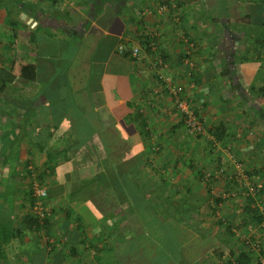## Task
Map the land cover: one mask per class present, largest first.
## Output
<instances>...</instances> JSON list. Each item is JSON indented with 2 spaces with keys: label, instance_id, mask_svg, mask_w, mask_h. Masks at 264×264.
<instances>
[{
  "label": "crops",
  "instance_id": "1",
  "mask_svg": "<svg viewBox=\"0 0 264 264\" xmlns=\"http://www.w3.org/2000/svg\"><path fill=\"white\" fill-rule=\"evenodd\" d=\"M170 1L0 0V68L15 59L12 22L29 26L39 48L35 82L0 84V150L29 151L2 162L46 188L49 212L38 228L27 221L36 199L30 185L28 206L11 220L9 246L19 253L6 243L0 262L118 264L115 250L132 232L121 180L141 168L142 183L173 196L179 189L178 198L199 208L195 232L211 230L203 223L214 215L232 224L236 253L253 243L238 230L254 218L262 252L249 264H264V109L255 102L264 79V0ZM160 6L168 12L159 15ZM122 45L139 48L141 61L120 54ZM169 86L183 88L206 137L185 134ZM143 121L159 135L161 154L150 153ZM48 165L66 171L42 183L38 173ZM224 252L198 260L228 264L232 253Z\"/></svg>",
  "mask_w": 264,
  "mask_h": 264
},
{
  "label": "trees",
  "instance_id": "2",
  "mask_svg": "<svg viewBox=\"0 0 264 264\" xmlns=\"http://www.w3.org/2000/svg\"><path fill=\"white\" fill-rule=\"evenodd\" d=\"M232 25L234 29H237V24ZM11 27L12 43L16 47V54L10 70L0 68V84L2 85L1 89L4 90L11 86L17 78H23L33 82L37 80V64L39 60L37 35L23 22H12ZM124 55L132 59L128 53ZM257 90L258 96L255 102L257 107L264 109V79L262 85ZM194 111L196 116L200 118L198 112L195 109ZM139 114L143 115L142 112ZM179 120V124L183 125V120L181 118ZM142 136L151 154L158 155L162 153L160 141L153 142L152 138L157 136L159 140L161 139L158 134L153 132V129H149L148 121H145V123L144 121L142 122ZM203 137L206 136L190 138ZM154 143L158 150L155 149ZM105 153L108 154L109 150H106ZM7 162L9 161L7 160ZM190 168L192 172L198 171L195 166H191ZM59 170L60 168L57 166L48 165L42 171H36L39 172L38 178L43 183L45 178L57 174ZM141 170V168H136L133 172H127L128 174L121 180V186H123L127 193L126 202L128 206L126 211L129 212L127 219L132 226V232L131 237L117 246L115 250L118 264H203V261L198 260L204 257L203 254L212 251L218 253L219 257H223L225 255L224 251L227 249L231 250L232 253V259L228 264H249L251 254L256 251L259 253L262 252L261 244L253 241L256 237L252 234V229L257 227L254 218H246L243 224L245 229L243 231L250 233V237L247 239H250L253 243H249L250 245L245 244V246L238 248L239 253H236V250H233L234 248L230 245V240L236 237L232 224L227 223V220L219 218L218 223L220 228L224 229L223 232L227 233L228 237L223 234L220 235L221 232L218 235L211 231L203 230V227L199 230L196 229L195 232L194 228L197 227H194L196 225L194 224L196 222L194 219L201 216L198 212L199 208L189 203L187 198L181 196L178 198L177 194L181 193L179 189L177 190L179 192L173 196V194H166V190L163 192L162 189L164 188L160 189V185L142 183V179L138 176L141 175ZM64 171L60 170V175H63ZM32 173L33 169L28 171V174ZM198 174L200 178L205 175L202 170ZM30 185L33 189L32 183ZM31 186L29 193L32 197ZM261 192H264V189ZM252 199L250 197L251 201ZM176 200L177 203L174 205ZM35 201L36 199H33L31 208H33ZM185 208L191 209L192 212L185 213ZM252 211L253 209L249 208L248 215H253ZM213 212L216 211L213 209ZM120 214H122V217L125 216L123 209ZM254 215L258 217L257 214ZM258 218H260L258 224H261L262 217ZM27 221L38 228L41 226L39 223H43V221L44 224H47L49 218L38 220L29 215ZM12 225L11 220L3 221L0 218V257H2V245L11 239ZM219 243L223 244V247L219 246ZM246 247H248V250L245 249Z\"/></svg>",
  "mask_w": 264,
  "mask_h": 264
},
{
  "label": "rangeland",
  "instance_id": "3",
  "mask_svg": "<svg viewBox=\"0 0 264 264\" xmlns=\"http://www.w3.org/2000/svg\"><path fill=\"white\" fill-rule=\"evenodd\" d=\"M170 2H172V0ZM173 3H174V1H173ZM175 4H176V0H175ZM156 12L159 15H163L164 13H166L168 11L164 10L163 6H160L159 8L156 9ZM2 122H3V120L0 116V124ZM2 130L3 129H0V131H2ZM194 139H198V138H194ZM152 140L154 142H159V138L157 136H154ZM7 143H8V141H6L5 146L7 145ZM24 150H25V147L22 149L21 152L9 151V150H4V149L0 150V191H1V193L3 192V194L5 195L4 196L5 198H3V195L0 194V218H2L3 221H5V220H12L13 221V218H12L13 215L18 217V215L21 216V214L23 213V212L17 213L16 212L17 209H21V208L23 209L24 208L23 205H25V207L28 206V204H26V202H25V199L28 198V196L26 195L25 192L29 191L30 184L32 182L30 180L29 181L26 179L24 180L23 177H22V179L17 177V173L13 172V168L10 167V165H9L10 163H8L6 166L2 162L4 158L6 160H8L9 162H13V160H17L18 158H20V156L22 154L25 155L29 152V151H24ZM20 188H22V189H20ZM184 212L185 213H191L192 210L185 208ZM212 217L215 219L213 221V223L212 222H208V223L202 222V223L206 228H212V229H215V231H216L217 227L220 228V225L218 223L219 219H218L217 215H214ZM193 218H195V217H193ZM216 223H217V225H216ZM212 229L208 230V231H211L212 233H214L212 231ZM238 233H239L238 238H249L250 237V233L244 232L243 230L238 231ZM10 243H11V241L9 240L7 242V244L5 245L6 251H9L10 254H13V252H14L17 255L19 252L14 250V246H12L13 244L11 245V247H13V250H11V248L9 246ZM11 259H12V257L9 256L8 260H11ZM28 260L31 264H34L30 257H28ZM0 264H12V263L11 262H6V263L0 262Z\"/></svg>",
  "mask_w": 264,
  "mask_h": 264
},
{
  "label": "built area",
  "instance_id": "4",
  "mask_svg": "<svg viewBox=\"0 0 264 264\" xmlns=\"http://www.w3.org/2000/svg\"><path fill=\"white\" fill-rule=\"evenodd\" d=\"M174 0H172L173 2ZM173 7L175 4L173 3ZM163 9L167 11L168 7L163 6ZM118 51L120 54L128 53L129 56L135 61H141V54L139 48H129L127 46H119ZM169 94L174 98L176 107V114L178 118H181L184 122V132L188 137L207 136L206 126L202 120L196 116L194 109L191 107L188 99L183 95V88L181 86H169L167 87ZM156 95L160 94V90L155 91ZM153 139V138H152ZM154 142V141H153ZM155 149L158 150L154 143ZM34 197L36 198L33 206V215L38 220H44L47 218L48 209L44 205V199L47 198L48 193L40 182L32 179Z\"/></svg>",
  "mask_w": 264,
  "mask_h": 264
}]
</instances>
